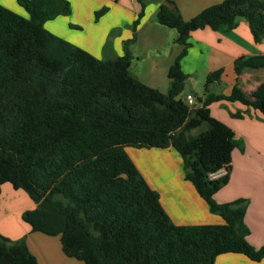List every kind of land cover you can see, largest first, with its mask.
I'll use <instances>...</instances> for the list:
<instances>
[{"label": "trees", "instance_id": "obj_1", "mask_svg": "<svg viewBox=\"0 0 264 264\" xmlns=\"http://www.w3.org/2000/svg\"><path fill=\"white\" fill-rule=\"evenodd\" d=\"M133 36L122 53L99 58L44 27L68 15V0H16L23 16L0 4V169L35 203L21 219L32 231L58 235L63 253L84 264H213L217 255L264 256L252 246L244 222L247 198L217 203L231 152L241 144L234 132L210 114L213 101H239L264 117V81L248 98L236 84L214 93L223 68L205 79L195 108L181 98L188 74L181 59L190 32L247 21L254 41L264 36V0H221L184 19L173 0H163L156 20L177 31L181 49L167 70L165 92L141 82L129 69ZM107 7L94 12L99 18ZM245 67H264V53L239 56ZM241 117L242 112L231 113ZM201 127L198 133L192 129ZM126 146H171L189 180L219 224H175L127 154ZM225 168L226 173H210ZM0 264H38L24 236L0 233Z\"/></svg>", "mask_w": 264, "mask_h": 264}, {"label": "crops", "instance_id": "obj_2", "mask_svg": "<svg viewBox=\"0 0 264 264\" xmlns=\"http://www.w3.org/2000/svg\"><path fill=\"white\" fill-rule=\"evenodd\" d=\"M71 10L46 20L44 27L99 58H114L122 53L123 41L133 36L132 23L141 10L139 0H68ZM163 0H142L143 14L137 24L134 41L129 43L130 71L143 83L162 92L167 90V70L181 45L175 42L177 31L160 24L156 12ZM184 19H189L204 7L221 0H173ZM0 4L26 16L16 0H0ZM102 7L107 10L97 19L94 12ZM23 9V10H22ZM190 46L181 59V67L189 80L201 86L199 94L184 89L186 95L202 96L206 76L223 68L217 83L211 85L214 93L229 94L232 86L248 97L264 81V67H245L236 76L233 61L239 56L264 53V36L254 41L247 21L238 18L235 27L225 25L216 30L209 27L195 29L189 35ZM222 84L225 86L222 88ZM195 87V89L197 88ZM210 114L229 126L241 144L231 152L229 178L225 185L213 194L217 203L247 198L244 222L249 232L248 242L258 248L264 245V117L261 112L241 102L225 99L209 104ZM242 112L241 117L231 113ZM147 184L159 194V201L170 219L178 225L219 224L222 218L209 211L205 200L199 196L193 184L184 178L179 154L171 147H126ZM35 203L25 191L16 186L7 173L0 169V233L18 239L22 236L38 264H80L66 256L58 235L32 231L21 219L25 209ZM213 264H264L251 260L241 253H223Z\"/></svg>", "mask_w": 264, "mask_h": 264}, {"label": "rangeland", "instance_id": "obj_3", "mask_svg": "<svg viewBox=\"0 0 264 264\" xmlns=\"http://www.w3.org/2000/svg\"><path fill=\"white\" fill-rule=\"evenodd\" d=\"M23 10V9H22ZM23 12L25 13V11L23 10ZM225 86V84H222V88ZM195 87H197V85H195V82L193 81V80H189V78L187 77V79H186V81H185V89L186 90H190L191 92H193V93H197V94H199V90H201V86H198L196 89H195ZM193 97L195 98V96L193 95ZM200 128L201 127H198V128H195V129H192L191 131H190V133L191 134H196V133H198V131L200 130ZM126 147H130V146H126ZM72 260L73 261H76V262H78V263H80V264H84L82 261H80V260H77V259H75V258H72Z\"/></svg>", "mask_w": 264, "mask_h": 264}, {"label": "built area", "instance_id": "obj_4", "mask_svg": "<svg viewBox=\"0 0 264 264\" xmlns=\"http://www.w3.org/2000/svg\"><path fill=\"white\" fill-rule=\"evenodd\" d=\"M185 102L187 103L189 108H195L196 107V100L193 97V95H191V94L186 95ZM225 173H226V169L225 168H220V169H218V170H216L214 172H211L210 176L211 177H219V176H221V175H223Z\"/></svg>", "mask_w": 264, "mask_h": 264}]
</instances>
